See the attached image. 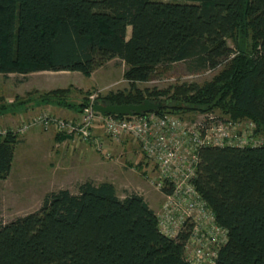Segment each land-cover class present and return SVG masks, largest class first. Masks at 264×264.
<instances>
[{"label": "trees", "instance_id": "trees-1", "mask_svg": "<svg viewBox=\"0 0 264 264\" xmlns=\"http://www.w3.org/2000/svg\"><path fill=\"white\" fill-rule=\"evenodd\" d=\"M238 31L250 38L249 48L238 44ZM115 59L127 66L130 84L177 63L191 73L219 70L201 87L164 92V101L161 93L145 99L118 92L101 103L149 100L161 104L155 113L181 118L219 109L231 120L249 119L264 136V0H0L3 76L89 77ZM67 94L56 90L39 100L49 104ZM14 137L0 139V180L11 169ZM194 186L227 231L213 264H264V143L202 149ZM190 233L188 227L169 238L141 195L120 199L111 183L85 181L75 193L51 192L37 211L0 224V264H191Z\"/></svg>", "mask_w": 264, "mask_h": 264}, {"label": "rangeland", "instance_id": "rangeland-1", "mask_svg": "<svg viewBox=\"0 0 264 264\" xmlns=\"http://www.w3.org/2000/svg\"><path fill=\"white\" fill-rule=\"evenodd\" d=\"M239 33L240 31H238L236 36L239 41L238 44L242 45L243 48H249L250 38L243 40L240 38ZM241 33L245 34L246 32L243 31ZM129 35L130 29L127 30V36ZM228 44L231 48L236 46L231 41H228ZM126 70L127 66L122 61L115 59L97 69L89 77L79 73L42 74V76H37V78L18 76L7 78L0 76V107L3 106L2 111L0 110V116L4 111V114H6V116L4 115L0 118V128L8 131L6 135L0 136V139L8 135L15 136L10 172L4 180H0V224H5L17 217L37 211L41 207L44 197L51 192L67 189L71 193H75L78 184L85 181H91L95 184L111 183L120 199H124L128 194L136 193L142 196L156 215L162 211L163 195L150 183L151 179L155 177L156 170L145 159L138 144L131 138L125 137L120 139L119 142L110 141L104 134L102 120L96 119L93 123L92 133L104 145L109 146V156L107 157V154L105 155V153L94 147L95 144L93 142L82 143L79 146L80 144L74 142L72 138L56 134L51 128L43 130L35 127L23 135L14 134L23 122H29L33 117H38L42 113H47V111L37 112L38 114L27 113L28 115H24L25 113L21 112L19 114L16 113V115L7 114V110L12 112L10 108L15 107L14 105L11 106V100L16 97V94L24 97L26 93H33V89L38 86L43 89L67 90L68 94L62 101L55 100L49 104L42 105L50 106L54 104L61 108L57 115L53 114L57 119L79 122L84 118V109L89 108L86 101H91V99L98 100L101 103L109 94L121 92L128 95L140 92L145 99H150L152 95L161 93L162 95L159 98L164 101L178 87L184 85L201 87L205 82L211 81L219 69L217 71L191 73L187 70L184 63L171 64L158 67L148 82L135 84H130L125 78ZM23 79L26 81L22 82ZM19 81L22 84H26L20 86V84H17ZM34 82H36V85ZM49 92L52 91L50 90ZM164 92H169V95L163 96ZM80 103L86 106L76 107ZM9 104L10 106L6 108ZM95 114L97 115L96 118L101 115L99 113ZM205 115L215 116L222 120L231 119L219 109L206 113H186L184 117L187 120H196ZM240 120L248 121L249 119L242 118ZM253 137L255 143H264V136L261 132H254ZM55 138H61L63 142L68 140L71 147H67L66 150L72 154L70 156L77 155L78 157L80 151L85 149L87 155L85 165H81L80 162L73 159L74 170L69 171L67 174L63 172L64 170L53 173L50 165L54 160L55 153L52 149L54 142L52 139L55 140ZM50 142H52L51 145ZM209 210L211 211L210 208ZM194 226H196L195 235L191 239L188 255L190 251H195L193 253L196 255V252L200 250L204 254L201 259L206 260L208 255L216 249L217 241L223 237L220 231L215 229L219 226L210 215L199 217L197 223L194 222V219L185 220L182 230L188 227L192 230Z\"/></svg>", "mask_w": 264, "mask_h": 264}, {"label": "built area", "instance_id": "built-area-1", "mask_svg": "<svg viewBox=\"0 0 264 264\" xmlns=\"http://www.w3.org/2000/svg\"><path fill=\"white\" fill-rule=\"evenodd\" d=\"M93 100L91 99L89 108L84 109V118L79 122L60 120L47 112L33 117L29 122H23L14 134L23 135L35 127L43 130L51 128L56 134L72 138L80 145L93 142L94 147L108 157L109 146L104 145L92 133L94 121L100 119L104 134L110 141L119 142L125 137L134 140L145 159L156 170L150 183L163 195L162 211L155 214L157 227L160 233L169 238L175 237L182 230L187 219H194L197 223L199 217L210 215L215 221L213 212L194 186L199 152L208 147L245 148L261 145L254 142L255 125L249 120H222L208 115L187 120L185 117L159 115L155 112L120 118L100 115L96 118L92 109ZM7 132L0 128V136ZM195 228L196 226L190 229V238L185 247L186 259L191 264H213L219 248L227 241V231L221 227L215 228L223 238L217 241L216 249L204 260L201 259L204 254L200 250L196 255L193 253L195 251H190L188 255Z\"/></svg>", "mask_w": 264, "mask_h": 264}, {"label": "crops", "instance_id": "crops-1", "mask_svg": "<svg viewBox=\"0 0 264 264\" xmlns=\"http://www.w3.org/2000/svg\"><path fill=\"white\" fill-rule=\"evenodd\" d=\"M60 73L70 74V72H60ZM42 74H58V73L39 72V73H33V74H29V75L10 74V75L4 76V77L8 78L10 76H18V77H24V78H34V77L37 78V76H42ZM73 74H76V73H73ZM0 76H3V75L0 74ZM25 81L26 80H24V79L22 80V82H25ZM22 82L20 83V81H19L17 84H20V86H23V85L26 84V83L22 84ZM36 82H38V81H36ZM36 82H34V84ZM12 88H13V85H12ZM33 90H34L33 93H26L24 97L22 95H20V94H16V97H14L13 100H11L12 101L11 106L14 105L16 108L15 107L10 108V110L12 112H9V110H7V112H8L7 114L16 115V113L19 114L21 112V113H25L24 115H28L27 113L34 114V113H37V112L40 113L42 111H47V112H49L52 115L53 114L57 115L60 112L61 108L55 106L54 104L50 105V106H43L41 104L40 100H39V95H41V93L49 92L50 90L51 91L58 90V89H43V88H40V87L37 86V88L35 87V89H33ZM39 91H41V92H39ZM9 106H10V104L7 105L6 108H8ZM2 108H3V106L0 107L1 111H2ZM4 113H5V111H4ZM4 113H1L0 118L3 117L4 115L6 116V114H4ZM52 140L54 142L53 145H52V147H53L52 149H53V152L55 154H54L53 163L50 165V169H51V171H53V173H57L58 171H63L64 170L63 172H65L67 174L69 171L74 170L75 166H73V162H74L73 159H76V161L80 162L81 165H85V163L87 161V160H85L87 158L85 149L80 151V154H79L78 157H77V155L70 156L72 154L69 153L66 150L67 147H71V145L69 144L68 140L64 141V142H63V139H61V138H57V139L55 138V140L54 139H52ZM51 143L52 142H50V145H51ZM79 146H81V145H79Z\"/></svg>", "mask_w": 264, "mask_h": 264}, {"label": "water", "instance_id": "water-1", "mask_svg": "<svg viewBox=\"0 0 264 264\" xmlns=\"http://www.w3.org/2000/svg\"><path fill=\"white\" fill-rule=\"evenodd\" d=\"M161 104L158 102H151L149 100H144L142 103L133 104H123V105H111L103 104L99 102H94L92 104V109L95 113H99L103 116L113 115V116H141L148 112H158Z\"/></svg>", "mask_w": 264, "mask_h": 264}]
</instances>
